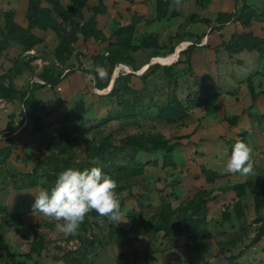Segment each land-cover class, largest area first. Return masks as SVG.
<instances>
[{
    "label": "rangeland",
    "instance_id": "374dc122",
    "mask_svg": "<svg viewBox=\"0 0 264 264\" xmlns=\"http://www.w3.org/2000/svg\"><path fill=\"white\" fill-rule=\"evenodd\" d=\"M8 22L35 38L21 45ZM253 38L264 0H0V264H264V238L249 246L264 220V63L225 49ZM89 61L107 70L101 88ZM127 140L147 151L117 152ZM237 140L253 149L247 177L224 171ZM94 166L117 181L124 221L92 211L72 236L34 213L61 171Z\"/></svg>",
    "mask_w": 264,
    "mask_h": 264
},
{
    "label": "clouds",
    "instance_id": "9594fccd",
    "mask_svg": "<svg viewBox=\"0 0 264 264\" xmlns=\"http://www.w3.org/2000/svg\"><path fill=\"white\" fill-rule=\"evenodd\" d=\"M68 31H71L70 26ZM85 67L89 69L87 80L93 84L98 78H107V70L103 66L93 65L89 61ZM252 153L253 149L248 143L237 140L225 166V173L251 175L254 168ZM117 188V181L98 166L83 170L68 168L58 174L50 189L42 188L34 194L32 208L34 213L56 221V228L60 232L76 236L86 215L92 211L107 218L111 224L124 221ZM55 264H65V261L59 259Z\"/></svg>",
    "mask_w": 264,
    "mask_h": 264
},
{
    "label": "trees",
    "instance_id": "16d2710c",
    "mask_svg": "<svg viewBox=\"0 0 264 264\" xmlns=\"http://www.w3.org/2000/svg\"><path fill=\"white\" fill-rule=\"evenodd\" d=\"M100 2L103 0H99ZM101 3L98 7L94 8V12H93V16L91 18V20L89 21L88 25L93 26L95 24V15L101 13ZM38 14V11L36 8L32 7V16H30V18H28L30 27L35 25V21L33 19V17ZM226 17V14H219L218 15V19H224ZM221 20V21H222ZM6 28L8 29L9 35L11 37V39H19L21 40L19 43L21 45L24 46H28V44L35 38L34 35L30 32L26 31H22L20 34H18L15 29H14V25L12 24V22H8L6 24ZM88 28H86L85 25H83L77 33L81 34L82 36H84L85 38L90 37V35L85 34L86 30ZM7 47V44L4 43L3 46L0 47V52L3 51L5 48ZM225 49L227 52H229L230 54H238L241 53L243 51L246 52H256L259 57L264 60V39H258V38H253V40H249V41H241L238 43H234V44H227L225 45ZM87 73V72H85ZM169 75V72H167ZM61 81L59 79L55 80L54 82H50V83H45V85H48L53 88L55 86H57ZM96 86L100 87V84L98 82V80H96L95 82ZM128 147H137L142 151H147L146 148L142 147L138 142L136 141H124L120 144V146L118 148H116L117 152H123L125 151ZM174 146H167L165 142L159 143L158 141H156L155 143H153L152 145V149L153 150H164L168 153H170L172 151ZM256 211H258L260 209V205L256 203L255 206ZM189 222V220H182L181 223L179 224L178 228L175 230V234L178 235L180 233H182V231L185 229L187 223ZM256 223H259V226L256 229V234L253 237L251 243L249 244V246H254L256 244H258L263 238H264V220L263 221H256ZM2 246V247H1ZM0 250H4L6 253L8 252L7 248L5 246L2 245V243L0 244ZM238 256H234V257H228L229 260L234 261L236 260Z\"/></svg>",
    "mask_w": 264,
    "mask_h": 264
},
{
    "label": "crops",
    "instance_id": "0c3cea01",
    "mask_svg": "<svg viewBox=\"0 0 264 264\" xmlns=\"http://www.w3.org/2000/svg\"><path fill=\"white\" fill-rule=\"evenodd\" d=\"M245 52H246V51H245ZM241 53H243V52H241ZM246 53H253V52H246ZM254 53H256V52H254ZM256 54H257V53H256ZM262 63H264V61H263V60H259V64H258V65H259L260 67H262ZM19 132H20V131H19ZM21 132H22V131H21ZM21 132H20V133H21ZM20 133H17V134H18V135H21ZM23 134H24V133L22 132V135H23Z\"/></svg>",
    "mask_w": 264,
    "mask_h": 264
}]
</instances>
